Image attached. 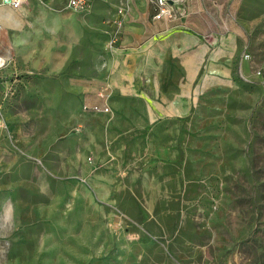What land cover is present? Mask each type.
Listing matches in <instances>:
<instances>
[{
	"label": "crops",
	"instance_id": "0c3cea01",
	"mask_svg": "<svg viewBox=\"0 0 264 264\" xmlns=\"http://www.w3.org/2000/svg\"><path fill=\"white\" fill-rule=\"evenodd\" d=\"M183 1L181 19L167 22L153 20L149 0H128L122 12L118 1L92 0L82 12L69 0L19 10L0 0V205L9 216L48 195L41 182L49 196L33 206L88 187L108 200L117 174L135 171L141 143L150 151L155 128L187 125L205 64L213 79L231 76L222 64L245 40L238 0ZM94 106L110 113L84 110Z\"/></svg>",
	"mask_w": 264,
	"mask_h": 264
},
{
	"label": "rangeland",
	"instance_id": "374dc122",
	"mask_svg": "<svg viewBox=\"0 0 264 264\" xmlns=\"http://www.w3.org/2000/svg\"><path fill=\"white\" fill-rule=\"evenodd\" d=\"M238 4L231 76L205 64L187 125L155 128L108 200L88 187L33 206L41 182L44 199L0 205V264H264V0Z\"/></svg>",
	"mask_w": 264,
	"mask_h": 264
},
{
	"label": "built area",
	"instance_id": "2783aa9c",
	"mask_svg": "<svg viewBox=\"0 0 264 264\" xmlns=\"http://www.w3.org/2000/svg\"><path fill=\"white\" fill-rule=\"evenodd\" d=\"M2 4L10 6L14 9H21L23 8L27 3L28 0H1ZM107 2L110 1H118L121 3V9H119V12H122L125 3L128 0H105ZM151 5L154 7V15L153 20L155 21H167V22H173L181 19L182 12L180 11V8L183 6L184 1L183 0H149ZM92 0H69V7L76 10V11H87L91 6ZM5 65V62L0 59V67H3ZM85 111H92V112H104V113H110L109 107L100 108L97 106H94L92 108L84 107ZM4 124L2 119H0V132L3 129Z\"/></svg>",
	"mask_w": 264,
	"mask_h": 264
}]
</instances>
